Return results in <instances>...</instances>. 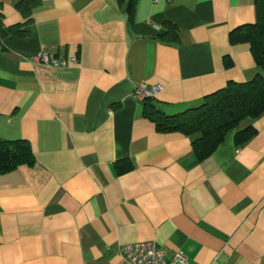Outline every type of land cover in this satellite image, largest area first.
Returning <instances> with one entry per match:
<instances>
[{
  "label": "crops",
  "instance_id": "0c3cea01",
  "mask_svg": "<svg viewBox=\"0 0 264 264\" xmlns=\"http://www.w3.org/2000/svg\"><path fill=\"white\" fill-rule=\"evenodd\" d=\"M14 1L2 23L28 33L0 38V139L27 140L34 162L0 173V264H129L119 247L145 240L190 264H264V112L197 160L195 136L158 131L132 96L161 84L154 106L177 114L250 80L249 45L229 33L254 0H137L132 20L117 0H40L28 17ZM40 50L77 61L31 62Z\"/></svg>",
  "mask_w": 264,
  "mask_h": 264
},
{
  "label": "trees",
  "instance_id": "16d2710c",
  "mask_svg": "<svg viewBox=\"0 0 264 264\" xmlns=\"http://www.w3.org/2000/svg\"><path fill=\"white\" fill-rule=\"evenodd\" d=\"M125 6L129 20H132L137 0H117ZM40 0H15V8L28 17ZM255 20L232 29L229 33L231 43L245 42L249 45L257 71L248 81L227 82L222 88L206 94L202 101L177 114H166L153 104L155 97L142 99V115L152 121L160 132L178 131L195 136L192 150L197 160L210 156L224 134L239 125L246 118H255L264 112V0H254ZM21 24L4 27L0 18V38L7 33L20 36L28 32ZM164 33L159 38L166 43H177L178 29L171 22L164 23ZM255 129L245 126L235 133V143L249 140ZM34 157L30 144L24 139H0V173L10 171L26 164L31 165ZM119 172L132 168L130 160L115 162Z\"/></svg>",
  "mask_w": 264,
  "mask_h": 264
},
{
  "label": "built area",
  "instance_id": "2783aa9c",
  "mask_svg": "<svg viewBox=\"0 0 264 264\" xmlns=\"http://www.w3.org/2000/svg\"><path fill=\"white\" fill-rule=\"evenodd\" d=\"M31 62L45 65L64 67L77 61L76 56L62 59L50 55L44 50L30 57ZM162 89L161 84H138L132 91V96L138 100L154 97ZM119 253L124 261L129 264H190L187 257L181 251H175L171 255L162 249L155 241L145 240L126 243L119 247Z\"/></svg>",
  "mask_w": 264,
  "mask_h": 264
}]
</instances>
